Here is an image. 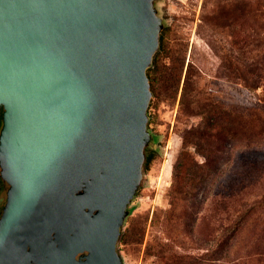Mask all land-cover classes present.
I'll list each match as a JSON object with an SVG mask.
<instances>
[{"label": "water", "instance_id": "1", "mask_svg": "<svg viewBox=\"0 0 264 264\" xmlns=\"http://www.w3.org/2000/svg\"><path fill=\"white\" fill-rule=\"evenodd\" d=\"M161 1L0 0V162L11 182L0 264H71L88 202L101 209L97 225L120 236L151 139L146 72Z\"/></svg>", "mask_w": 264, "mask_h": 264}, {"label": "rangeland", "instance_id": "2", "mask_svg": "<svg viewBox=\"0 0 264 264\" xmlns=\"http://www.w3.org/2000/svg\"><path fill=\"white\" fill-rule=\"evenodd\" d=\"M157 8L164 26L146 110L154 159L119 255L123 264H264V0Z\"/></svg>", "mask_w": 264, "mask_h": 264}, {"label": "flooded vegetation", "instance_id": "3", "mask_svg": "<svg viewBox=\"0 0 264 264\" xmlns=\"http://www.w3.org/2000/svg\"><path fill=\"white\" fill-rule=\"evenodd\" d=\"M4 117H5V108L1 104L0 105V144L5 126ZM151 144H152V137L149 143L145 146L143 151L144 153L143 172L146 169V159L152 152ZM10 186H11V182L5 176L4 170L0 162V218L4 212V209L8 201ZM140 186L136 189L133 197L130 199V202L127 204L126 207V211L128 212L127 217L129 216V207L131 205V202L135 197ZM84 190L85 188L81 190V193H83ZM100 210L101 209L96 206L95 202L93 203L88 202L85 203L82 211L79 212L80 216L79 215L77 216L79 217V219L77 220V225L82 230V235H83L82 245H81L82 248L78 252H76V254L73 256L71 264H116L114 254L119 256L118 243L120 236L117 237L116 239L113 237L112 227L108 223H105L103 226H100V224L97 225L96 217L100 212ZM58 223L59 225H61L64 231H66L67 227L70 228V216L69 213L65 210L64 206L62 211L59 212ZM122 228L120 229V235ZM73 232L69 233L64 238V241L68 240L69 243ZM54 234L55 232H53L52 234L53 238H54ZM41 264H50L49 257L47 256L45 259H43Z\"/></svg>", "mask_w": 264, "mask_h": 264}, {"label": "trees", "instance_id": "4", "mask_svg": "<svg viewBox=\"0 0 264 264\" xmlns=\"http://www.w3.org/2000/svg\"><path fill=\"white\" fill-rule=\"evenodd\" d=\"M148 71L149 69L147 70L146 72V75H147V78L148 80H151V78L148 76ZM154 159V154L153 152L150 153V155L147 157L146 159V169L148 168L149 164L152 162V160ZM239 229H240V226L239 224H237L234 229H232L230 232V236L232 237V239L236 236V234L239 232Z\"/></svg>", "mask_w": 264, "mask_h": 264}]
</instances>
